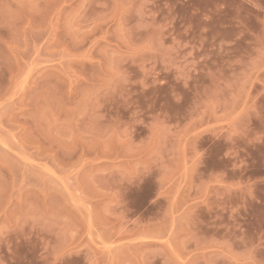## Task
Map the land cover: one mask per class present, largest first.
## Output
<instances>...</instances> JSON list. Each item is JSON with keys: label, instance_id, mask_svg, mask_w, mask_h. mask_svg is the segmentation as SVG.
<instances>
[{"label": "rangeland", "instance_id": "obj_1", "mask_svg": "<svg viewBox=\"0 0 264 264\" xmlns=\"http://www.w3.org/2000/svg\"><path fill=\"white\" fill-rule=\"evenodd\" d=\"M0 264H264V0H0Z\"/></svg>", "mask_w": 264, "mask_h": 264}]
</instances>
